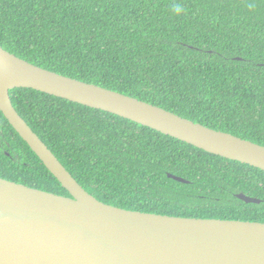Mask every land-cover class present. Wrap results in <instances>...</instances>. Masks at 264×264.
<instances>
[{
    "label": "trees",
    "instance_id": "trees-1",
    "mask_svg": "<svg viewBox=\"0 0 264 264\" xmlns=\"http://www.w3.org/2000/svg\"><path fill=\"white\" fill-rule=\"evenodd\" d=\"M0 46L264 146V0H0ZM10 97L77 182L105 204L264 223V203L237 198L264 201L260 169L32 89ZM0 178L70 196L1 111Z\"/></svg>",
    "mask_w": 264,
    "mask_h": 264
},
{
    "label": "water",
    "instance_id": "water-1",
    "mask_svg": "<svg viewBox=\"0 0 264 264\" xmlns=\"http://www.w3.org/2000/svg\"><path fill=\"white\" fill-rule=\"evenodd\" d=\"M14 89H32L107 112L264 171V146L35 66L0 46V111L70 194L0 178V264H264V223L143 213L96 199L16 111L10 97ZM237 198L264 203L243 193Z\"/></svg>",
    "mask_w": 264,
    "mask_h": 264
},
{
    "label": "clouds",
    "instance_id": "clouds-1",
    "mask_svg": "<svg viewBox=\"0 0 264 264\" xmlns=\"http://www.w3.org/2000/svg\"><path fill=\"white\" fill-rule=\"evenodd\" d=\"M175 10H176L177 12L181 11V9H180L179 7H177Z\"/></svg>",
    "mask_w": 264,
    "mask_h": 264
}]
</instances>
